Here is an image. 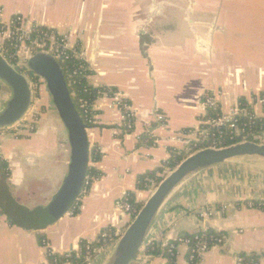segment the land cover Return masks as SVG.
<instances>
[{
    "label": "crops",
    "instance_id": "obj_1",
    "mask_svg": "<svg viewBox=\"0 0 264 264\" xmlns=\"http://www.w3.org/2000/svg\"><path fill=\"white\" fill-rule=\"evenodd\" d=\"M0 8L5 20L20 15L68 36L90 71L86 83L121 93L135 113L134 129L127 133L117 112L104 100L95 101L96 123L87 129V139L89 155L97 149L100 158L92 162L89 157L88 168L99 178H91L75 215L68 211L43 229H27L28 213L49 202L69 162L63 124L46 106H51L46 82L27 63L39 84L38 103L31 105L39 115L33 133L0 137V154L8 165L6 178L0 174V264H46L49 252H74L80 242H93L105 230L122 233L130 217L114 208L116 200L124 193L142 204L148 199L152 184L139 190L138 177L169 159V150L177 148L168 142L172 133L199 126L207 90L221 91L224 112L245 102L264 120L259 103L264 97V0H0ZM9 96L0 88V107ZM156 115L164 116L165 127ZM151 133L159 140L155 147L140 141ZM209 208L215 210L211 217H198ZM207 231L221 234L223 243L212 246L202 264H238L250 255L264 264V164L238 160L188 179L165 203L146 244L164 248ZM114 242L85 264H105ZM187 252L177 245L175 264H184ZM132 264L167 261L146 255L143 248Z\"/></svg>",
    "mask_w": 264,
    "mask_h": 264
},
{
    "label": "built area",
    "instance_id": "obj_2",
    "mask_svg": "<svg viewBox=\"0 0 264 264\" xmlns=\"http://www.w3.org/2000/svg\"><path fill=\"white\" fill-rule=\"evenodd\" d=\"M35 52L46 53L60 63L70 60L82 63L68 76L67 86L69 88L74 84L72 77L81 75L86 78L84 73L89 71L88 66L81 58L79 48L71 44L68 36L59 34L50 28L32 25L26 22L20 15H15L5 20L3 18V9L0 8V54L11 66L21 70L20 73L27 78L32 92V100L33 96L38 92L39 84L37 80L35 81L29 77L30 73L27 71L26 66L29 58ZM71 94L74 96L73 93ZM221 96V91L218 89L207 90L203 93L200 103L201 117L199 119V126L194 129L180 130L172 133L167 138L170 144L177 147L172 150L178 153L192 154L195 151L206 148H223L227 146V143L233 145L248 141L264 144V132L255 129L258 120L262 119L257 118L245 102H238L230 106L229 109L224 112L221 108ZM97 99L104 100L108 110L117 112L125 132L128 133L133 131L135 113L121 93L114 91L108 94L105 92ZM95 101L90 104L83 99H78L76 102L77 109L81 113V116L80 114L79 116L87 128L92 127L96 123V113L94 111ZM259 103L264 104V97L260 98ZM26 115L19 123L11 127H16V133H20L23 129L31 131L34 129L32 124L28 125L26 123H21L24 121ZM156 120L162 127L166 126L164 116L156 115ZM11 128L0 131L7 130L9 131L8 134H10L12 131L9 129ZM3 135H0V137ZM148 135L150 136L149 138H151V146L155 147L159 140L152 135V133ZM97 152L100 154L99 151ZM90 185L91 178L86 176L78 198L69 210L70 215L73 216V213L79 210L80 201L87 196ZM114 208L126 216L135 213L130 203L128 193L122 194V196L116 200ZM224 209L225 207H222L220 211ZM214 211L213 208L201 210L198 212V217L201 219L209 218L213 215ZM120 235L121 233L110 229L102 231L93 242L82 241L79 243L76 251L65 253L62 256H58L59 258L55 257L52 262L46 264H85L89 262L103 246L107 245L109 242L116 241ZM222 243L223 240L221 237L206 238L204 234H195L190 237L177 239L169 244L168 251L170 256L176 257V246L184 245L188 248L187 258L184 264H202L203 257L210 248L212 246L221 245ZM238 264L259 263L254 261L252 263H244L243 260L239 258Z\"/></svg>",
    "mask_w": 264,
    "mask_h": 264
},
{
    "label": "water",
    "instance_id": "obj_3",
    "mask_svg": "<svg viewBox=\"0 0 264 264\" xmlns=\"http://www.w3.org/2000/svg\"><path fill=\"white\" fill-rule=\"evenodd\" d=\"M31 72L42 77L51 97V110L64 127L69 149L67 172L55 194L45 206L29 212L33 228L43 229L56 223L73 206L83 186L89 163L87 127L71 101L69 91L52 56L39 53L29 58ZM0 82L10 92L0 112V130L11 128L28 113L32 92L27 78L0 54ZM238 160L264 164V144L240 142L223 148H206L188 155L169 171L150 193L132 221L122 231L105 264H132L146 244L150 230L169 197L188 179L216 166Z\"/></svg>",
    "mask_w": 264,
    "mask_h": 264
},
{
    "label": "trees",
    "instance_id": "obj_4",
    "mask_svg": "<svg viewBox=\"0 0 264 264\" xmlns=\"http://www.w3.org/2000/svg\"><path fill=\"white\" fill-rule=\"evenodd\" d=\"M61 71L64 75L65 78V82L66 85L68 83L67 78L68 76L72 73L73 70H75L77 68V66L79 64H82L81 62H77L74 60H70L67 62H58ZM18 72H21V70L16 69ZM86 76H88L90 74V71H86L84 73ZM29 77H31L33 80L36 81V77L33 76V74H29ZM72 81H73V85L68 88L69 91V95L71 97V101L74 104L78 114L81 113L78 111L77 109V100L78 99H83L85 101H87L88 103H93L102 93H108L111 94L112 92H114L115 90L110 89V88H105V87H101V88H92L91 86H89L86 83V80L83 76H75L72 77ZM74 96H72V94ZM37 94H35L33 96V98H37ZM89 127V126H88ZM257 131H262L264 132V120H258L256 128ZM140 141L147 145L150 146L151 145V139L149 138H140ZM230 145L227 143V146ZM170 153V157L167 161H165L164 163H162V165L158 168H156L153 171L147 172L144 175H141L138 177L137 179V188L139 190H147L148 186L152 183L153 186H157L158 183L163 179L164 175H166V173H168L169 171H171L173 168H175L183 159H185L190 153H178L175 150L170 149L169 150ZM90 160L92 162L98 161L100 158V154L97 152V149H93L92 151H90ZM7 171H8V165L7 163L2 159L1 155H0V174L2 175L3 178H6L7 175ZM86 176L89 178H94L97 179L99 178L100 174L99 172H97L96 170H94L93 168H88L87 172H86ZM128 197L130 200V203L134 209V212L136 213L141 207H142V203L140 202H135L134 197L131 193H128ZM1 213V212H0ZM2 213H4V211H2ZM77 213V211H75L73 214L75 215ZM135 213H132L129 217V222L132 221V219L135 216ZM9 222L10 224H14V218L11 219L10 216H8ZM16 221V220H15ZM26 224H29V228L30 230H36L35 228H31L33 227V223L30 219L29 213L26 217ZM113 230V229H110ZM197 234H204V236L206 238H217V237H221V234L219 233H214L211 231H207L205 233H197ZM42 244H44V241H41ZM171 244V243H170ZM169 245H167L164 248L158 247V245L156 243H150V244H146L144 246V252L146 253V255H149L151 257H157V256H162L166 261L167 264H175V256H170L169 254ZM58 257L56 255L50 254V252L48 253V262H52L53 258ZM59 258V257H58ZM244 263H252L254 262H258L259 258L256 255H250V256H242L241 257ZM75 261V260H73ZM77 262V261H76Z\"/></svg>",
    "mask_w": 264,
    "mask_h": 264
},
{
    "label": "rangeland",
    "instance_id": "obj_5",
    "mask_svg": "<svg viewBox=\"0 0 264 264\" xmlns=\"http://www.w3.org/2000/svg\"><path fill=\"white\" fill-rule=\"evenodd\" d=\"M0 88H1V91H5L7 88H6V86L5 85H3L1 82H0ZM37 94V96H38V92L36 93ZM39 97V96H38ZM38 97L37 98H33V100H32V105H36L37 103H38ZM47 103H50V98L48 97L47 98ZM47 107H51L49 104H47L46 105ZM3 108H4V104H2V106L0 107V112L3 110ZM39 115V112L38 113H35V109H30V111L28 112V114L26 115V117H25V119H24V121L23 122H21V123H26V124H32V126H33V132H34V130H35V126H36V119H37V116ZM31 126V125H30ZM16 128V127H15ZM15 128H11V129H9L10 131H12L9 135L11 136V137H13V136H18L20 133H24V132H26V133H28V134H30V133H33L31 130H25V129H23L20 133L19 132H15ZM9 131H7V130H4V131H0V135H7V133H8ZM17 134V135H16ZM1 137H3V136H1ZM1 155V154H0ZM167 174V173H166ZM165 176V175H164ZM153 188L150 190V192H152L153 191V189L155 188V186H152ZM9 211H12V209H8ZM16 219H18V218H16ZM131 222V221H130ZM117 241V240H116ZM116 241L114 242V244L116 243Z\"/></svg>",
    "mask_w": 264,
    "mask_h": 264
}]
</instances>
